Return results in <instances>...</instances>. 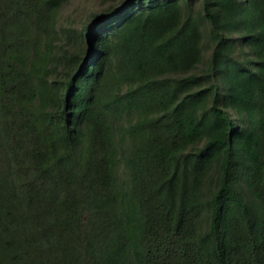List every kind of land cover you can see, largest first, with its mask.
Masks as SVG:
<instances>
[{
    "label": "trees",
    "instance_id": "obj_1",
    "mask_svg": "<svg viewBox=\"0 0 264 264\" xmlns=\"http://www.w3.org/2000/svg\"><path fill=\"white\" fill-rule=\"evenodd\" d=\"M0 0V264H264V0Z\"/></svg>",
    "mask_w": 264,
    "mask_h": 264
},
{
    "label": "rangeland",
    "instance_id": "obj_2",
    "mask_svg": "<svg viewBox=\"0 0 264 264\" xmlns=\"http://www.w3.org/2000/svg\"><path fill=\"white\" fill-rule=\"evenodd\" d=\"M119 0H116L117 3ZM114 0H70L62 8L57 20V29H87L92 16L102 11L103 5L113 4Z\"/></svg>",
    "mask_w": 264,
    "mask_h": 264
}]
</instances>
